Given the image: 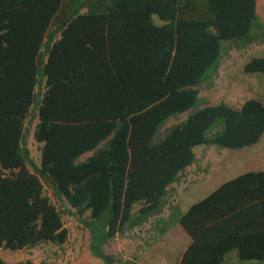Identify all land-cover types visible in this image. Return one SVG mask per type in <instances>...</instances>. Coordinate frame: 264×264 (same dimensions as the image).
<instances>
[{"label":"trees","instance_id":"16d2710c","mask_svg":"<svg viewBox=\"0 0 264 264\" xmlns=\"http://www.w3.org/2000/svg\"><path fill=\"white\" fill-rule=\"evenodd\" d=\"M254 9L255 0H0V249L65 242L47 185L77 214L104 219L99 237L86 226L89 248L114 264L101 245L161 210L168 185L194 160V146L236 149L258 141L264 103L252 97L195 108L153 140L167 117L194 104L204 73L221 62L220 41L248 36ZM242 71L264 78V55L249 57ZM33 118L38 162L24 142ZM254 182L253 197H264V172H246L179 215L192 243L178 264H219L231 249L241 260H264V201L259 227L246 205L244 222L202 249L195 246L200 230L191 228L198 223L191 213L210 221L229 184L246 200ZM0 264L47 263L0 256Z\"/></svg>","mask_w":264,"mask_h":264},{"label":"crops","instance_id":"0c3cea01","mask_svg":"<svg viewBox=\"0 0 264 264\" xmlns=\"http://www.w3.org/2000/svg\"><path fill=\"white\" fill-rule=\"evenodd\" d=\"M254 10L256 19L253 22H255L258 37L255 38L257 41L254 44L249 42L248 45L253 44L254 49L263 51L264 0H255ZM256 32H253L254 35ZM261 32L262 36L259 35ZM252 90L256 92V88ZM262 94L264 96V92ZM250 97L252 96L246 95L243 99ZM252 98L264 103V100L260 98ZM31 121L33 127L35 118ZM263 135L264 132L258 141L253 144L233 149L234 151H229L230 153L222 152L223 156L219 159V165L215 167L212 165L207 168L209 161L207 158L202 159L199 163L194 153L192 163L186 166L179 173L177 179L168 185L164 196V205L161 210L147 217L142 223L127 228L121 233L114 234L101 245V250L116 259L114 264H126L129 261L135 264H178L184 251L192 243L191 235L178 223L179 215L184 214L192 204L207 197L221 184L230 181L236 176L246 172H264V157L260 156L262 154L261 151L256 154V146L259 144V140ZM37 144L36 146L38 147ZM87 154L85 153V155ZM231 156H236V158H231ZM199 166L200 168H198ZM254 185L255 182L251 187L248 186L250 195L246 200L242 195L240 196V187L234 188V184H229V186L225 187L221 191L219 202L215 204L219 207V210L217 212H210V221L203 219V213H191L190 217L194 216L199 223L191 226L195 231L200 230L198 232L199 240L197 239V244L195 239L197 250L207 245L205 242L206 239L210 240L212 236H222L232 230L234 225L244 222L247 218L243 212L246 209V205H248L247 208L251 207L252 209L253 214L248 217L251 219L252 226L259 227L261 225L260 219H262V215L259 204L261 201H264V197H253ZM262 190L264 191V187ZM233 196L236 197L234 201L236 206L230 210L229 204ZM255 204L257 207H255ZM72 210L73 212H70L73 214L72 219H75L78 222L77 225L82 226L83 229H79L80 231L82 230L79 237L78 234H74V231L72 232L62 222L63 227L67 230V238L65 242L60 244L62 245L61 249L63 253L61 255L62 262L66 264H104L100 258L90 252L88 228H86L85 223L81 222V214H77L73 208ZM85 214H88V210L82 211V215ZM216 223L220 224L218 230L215 229ZM218 231H223V233L219 234ZM226 259L230 262L237 260V263H240L238 260H241L237 257L234 249L227 251L221 261ZM241 261L256 264L260 260L250 259ZM260 262H264V260Z\"/></svg>","mask_w":264,"mask_h":264},{"label":"rangeland","instance_id":"374dc122","mask_svg":"<svg viewBox=\"0 0 264 264\" xmlns=\"http://www.w3.org/2000/svg\"><path fill=\"white\" fill-rule=\"evenodd\" d=\"M153 19L155 23L158 22L156 17L153 16ZM254 23L255 22H253V25L251 26L248 36L242 37L239 41H237L238 45L237 43L231 44V40L220 41L221 49L219 59L222 58L221 62L217 70L208 69L204 73V78L197 85L198 94L196 96L194 104L185 112L172 114L167 117L155 131L153 140H158L159 138H161L171 124L184 119L187 114L200 106L216 103L219 101H224L231 105H237L246 95L264 100V96L262 94L264 92L263 75L260 72L245 73L242 71V64L249 57L254 55H264L263 49V51H260L254 49L253 47V44L257 41L254 38L258 37L256 32L257 28ZM253 32H256V34L254 35ZM259 35L262 36V32ZM249 42L253 44L248 45ZM253 88H256V92L252 90ZM37 90L38 80L34 86L33 100L28 109V116H30L35 110V106L39 97ZM25 127V145L29 151L31 158L35 162H38L39 152L36 146L37 142H35V140H33L31 136L32 121L26 123ZM256 149V154L260 153L261 151L262 154L259 155L261 157H264V135L259 140V144L256 146ZM193 151L196 154V160L199 163L204 158H207L209 160L207 165L208 168L212 165L214 167L219 165V159L223 156L222 152L230 153L229 151L234 150L220 148L215 145L199 144L194 146ZM233 157L236 158V156H231V158ZM198 168H200V166ZM43 192L58 208L62 222L65 223V225L69 227L72 232L74 231V234H78L80 237L82 230L80 231L79 229H83V227L77 225L78 222L75 219H72L73 214L70 213L73 212L72 208H67L64 201L56 196L51 188L47 185L43 186ZM137 207L138 203L134 202L131 208V217L135 215ZM80 216L81 222L87 224L86 226L91 228L95 237H99L102 235L104 230V219L102 217L96 219L89 217L88 214L82 215V213ZM61 247L62 245L43 242L31 248H23L19 250L0 249V256L8 263L28 258L35 263L43 260L47 264H66L62 262L63 259L61 258V255L63 253ZM238 261H240V263H237V260L230 262L226 259L221 261L219 264H249L246 262L244 263L241 260ZM256 264H264V262L259 261Z\"/></svg>","mask_w":264,"mask_h":264}]
</instances>
